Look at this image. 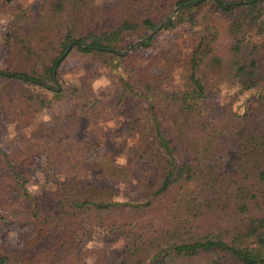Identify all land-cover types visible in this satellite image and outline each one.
Segmentation results:
<instances>
[{"label": "trees", "instance_id": "obj_1", "mask_svg": "<svg viewBox=\"0 0 264 264\" xmlns=\"http://www.w3.org/2000/svg\"><path fill=\"white\" fill-rule=\"evenodd\" d=\"M6 1L0 0V9ZM190 1L178 0L176 16L160 25L150 15L130 16L127 0L117 9L97 0H43L40 17L30 8L13 15L10 69H0V75L52 89L70 42L104 57L123 90L120 101L132 95L149 104L138 143L150 169L143 201L118 200L109 185L65 183L52 193L60 210L50 214L26 187L27 171L0 150V177L17 181L31 206L34 231L22 248L0 249V264H106L104 249L76 253L84 224L105 226L125 238L123 264L139 253L153 256V264L167 255L166 264H264V93L258 92L257 108L218 110L206 84L210 72L236 86L238 94L264 82V0ZM186 22L198 40L189 57L178 53L177 62L190 87L169 98L159 77L135 68L133 55L123 48L125 36L146 28L173 30ZM224 34L233 40L228 54L218 50ZM155 37L156 32L131 46L146 47ZM30 99L36 110L47 105L42 95ZM168 101L174 105L171 116L160 113ZM20 114L26 119L29 112ZM230 145L237 154L235 171L198 174L199 160L220 158ZM98 168L107 180L132 181L128 166L99 162Z\"/></svg>", "mask_w": 264, "mask_h": 264}, {"label": "rangeland", "instance_id": "obj_2", "mask_svg": "<svg viewBox=\"0 0 264 264\" xmlns=\"http://www.w3.org/2000/svg\"><path fill=\"white\" fill-rule=\"evenodd\" d=\"M42 1L7 0L0 9V69H10L13 15L30 8L38 18L42 15ZM177 1L127 0V3L130 16L150 15L160 25L168 17L176 16L181 7ZM97 2L106 8L121 6V0ZM210 5H205L203 10ZM157 30L155 39L146 47L132 48L131 44L142 41L153 32L151 29L127 34L123 48L133 55L136 69L161 79L171 98L190 87V81L180 72L177 55L182 53L183 57H189L198 37L191 31L189 22L173 30ZM232 43L233 40L224 34L218 50L228 54ZM206 84L209 99L218 110H228L231 105L233 111L257 108L261 104L258 92L264 93L263 82L249 92L238 94L236 86L219 81L214 72L207 74ZM51 86L53 90L0 75V150L7 152L12 162L27 171L30 181L26 187L33 197L50 214L60 210L51 199L52 193L56 186L65 183L109 185L115 189L118 200L143 201L147 193L142 184L149 174L150 162L141 156L138 140L141 120L149 118V104L132 95L120 101L123 90L104 57L84 53L75 44L59 67L57 82ZM38 95L44 96L47 105L36 110L30 106L33 105L30 96ZM161 107L160 113L171 116L172 101L162 103ZM23 110L29 112L26 119L20 116ZM236 156L234 145H230L220 158L199 160L198 174L207 176L235 171ZM3 162L0 153V169ZM99 162L128 166L133 173L131 183L120 184L103 178ZM31 215V206L20 196L17 181L0 177V249L3 252L22 248L29 242L34 232ZM125 247L126 240L119 232H111L105 226L84 224L78 233L76 253L104 249L106 264H123L127 258ZM170 257H162L158 264H166ZM154 261L153 256L139 253L127 264H153Z\"/></svg>", "mask_w": 264, "mask_h": 264}, {"label": "water", "instance_id": "obj_3", "mask_svg": "<svg viewBox=\"0 0 264 264\" xmlns=\"http://www.w3.org/2000/svg\"><path fill=\"white\" fill-rule=\"evenodd\" d=\"M201 1H202V0H192V1L189 2V4L196 5V4H198L199 2H201ZM157 29H158V28H156V30H157ZM156 30H154L150 35H148V36H146L145 38H143L142 41L146 40L149 36H151L152 34H154ZM74 44H76V41H75V40L72 41V42L69 44L68 49L66 50L65 54H67V53L69 52V50L72 48V46H73Z\"/></svg>", "mask_w": 264, "mask_h": 264}]
</instances>
